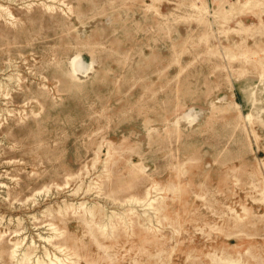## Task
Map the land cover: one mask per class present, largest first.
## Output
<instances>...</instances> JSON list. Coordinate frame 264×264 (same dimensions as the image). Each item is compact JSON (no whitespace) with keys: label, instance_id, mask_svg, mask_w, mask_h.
I'll return each mask as SVG.
<instances>
[{"label":"rangeland","instance_id":"rangeland-1","mask_svg":"<svg viewBox=\"0 0 264 264\" xmlns=\"http://www.w3.org/2000/svg\"><path fill=\"white\" fill-rule=\"evenodd\" d=\"M206 1L0 0V264H264V6Z\"/></svg>","mask_w":264,"mask_h":264},{"label":"bare ground","instance_id":"bare-ground-1","mask_svg":"<svg viewBox=\"0 0 264 264\" xmlns=\"http://www.w3.org/2000/svg\"><path fill=\"white\" fill-rule=\"evenodd\" d=\"M196 1H199V2H201V5H196V3L194 4V8H196L197 10H199L200 11V13L202 14V15H209V6H208V3H207V1L206 0H196ZM221 1V3H220V7H219V9L218 10H215V12H214V17L215 18H224L223 20H225V21H231V17H235V15L236 14H238V13H240V12H242L244 9H246V8H248V9H252L253 11H255V10H257V9H259L260 7H263L264 6V0H245V1H242V0H236L235 1V3H233V4H231L230 6H227V8L226 9H224L223 7H225V4L227 3L226 2V0H220ZM18 4V3H17ZM199 4V3H198ZM229 5V4H228ZM222 7V8H221ZM223 9H224V11H223ZM65 11V10H64ZM213 11V10H212ZM256 12V11H255ZM198 15H200V14H198ZM228 15H231V17L230 16H228ZM12 16V15H11ZM181 16V15H180ZM205 17V16H204ZM186 18V17H185ZM193 18V17H192ZM195 19V18H194ZM239 21V20H238ZM241 25H242V21H240L239 22ZM222 25V24H221ZM226 25V24H225ZM245 25V24H244ZM243 27V26H242ZM246 29H248V28H246ZM234 30V29H233ZM232 31V30H231ZM229 32V31H228ZM81 33V32H80ZM201 38V37H200ZM203 41V40H202ZM237 44V43H236ZM226 46H228V45H226ZM230 47V46H229ZM227 50V49H226ZM242 50H244V49H242ZM226 54H227V52H225ZM264 53V52H263ZM231 54V53H230ZM259 55V54H258ZM227 56V55H226ZM250 56V55H249ZM230 57V55L228 56V58ZM231 58V57H230ZM236 58V57H235ZM232 60V59H231ZM71 62V65H72V68H73V73L75 74L78 70L80 71V70H83V69H85V70H87V69H89V66H86V64L82 61V59H81V57L79 56V55H77V56H75L73 59H72V61H70ZM93 63V62H92ZM92 66V65H91ZM234 69V68H233ZM91 72V71H90ZM80 74V73H79ZM90 74V73H89ZM181 74V73H180ZM81 75H82V73H81ZM84 75V74H83ZM90 76V75H89ZM92 76V75H91ZM19 79V78H18ZM85 80V79H84ZM83 81V80H82ZM243 85V84H242ZM243 91H245V90H243ZM249 92H250V90H248ZM241 92V91H240ZM245 93V92H244ZM243 93V94H244ZM246 94V93H245ZM7 97V96H6ZM242 98H243V96H242ZM222 101V100H221ZM248 101H246V103H247ZM187 120V121H189L191 124H193V123H195V121H194V118H192V116H191V113H184L180 118H179V120H178V122L180 121V120ZM177 120V119H176ZM176 122V121H175ZM111 140V139H110ZM146 142V141H145ZM14 144V143H13ZM17 149V148H16ZM94 151V150H93ZM105 163V162H104ZM70 164V163H69ZM146 168V167H145ZM24 171V170H23ZM146 171V170H145ZM19 172V171H18ZM32 175H34V174H32ZM7 177V176H6ZM43 184V183H42ZM13 186V185H12ZM68 186H69V184H68ZM155 190V192L158 190L157 188H155L154 189ZM1 191V190H0ZM151 194V192L150 191H148L147 192V195L149 196ZM155 195V194H154ZM162 198H154V199H151V198H149L148 199V205L151 207L152 206V208H153V204H154V202H159L160 200H161ZM136 200V199H135ZM137 202H141L139 199L138 200H136ZM260 201V200H259ZM70 202V201H69ZM141 205V204H140ZM139 205V206H140ZM133 206V205H132ZM147 207V206H146ZM151 208V209H152ZM141 209V208H140ZM149 209V208H148ZM153 209H155V212H156V210H159L158 208H155V206H154V208ZM143 210V209H142ZM161 210V209H160ZM148 213V212H147ZM153 213V212H152ZM146 216V215H145ZM108 219V218H107ZM155 220V219H154ZM171 228V227H170ZM27 239V238H26ZM26 239H25V241H26ZM25 243V242H24ZM19 244H20V242H16L14 245H15V248L11 251V254H10V256H11V259H13L14 260V262H15V264H29V262H30V260L32 259L31 258V253H29V252H24L22 255V258H21V260L20 259H17V251H18V249H19ZM33 244V243H32ZM35 244V243H34ZM24 245V244H23ZM1 248H5V244H4V242H1L0 243V249ZM55 248H56V250L57 251H59V252H63V248H62V245H55ZM53 253V252H52ZM64 253V252H63ZM49 256V255H48ZM63 259V258H62ZM61 258H59L58 256H54V258L53 257H50L49 256V261H45V260H41V259H37L36 261H34V263L33 264H66L63 260H62ZM20 260V261H19ZM230 261V263L231 264H239V262L238 261H236V260H229Z\"/></svg>","mask_w":264,"mask_h":264}]
</instances>
